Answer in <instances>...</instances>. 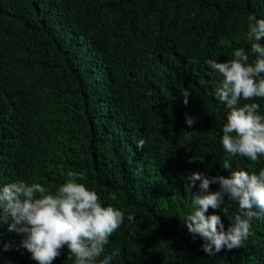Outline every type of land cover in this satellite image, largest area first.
<instances>
[{
  "label": "trees",
  "instance_id": "obj_1",
  "mask_svg": "<svg viewBox=\"0 0 264 264\" xmlns=\"http://www.w3.org/2000/svg\"><path fill=\"white\" fill-rule=\"evenodd\" d=\"M121 1L130 9L117 24L107 12ZM92 2L55 0L58 12L51 15L50 0H0V183L24 179L55 190L69 170L82 172L101 199L135 215L106 246V253L118 251L114 264H264V218L254 220L240 248L213 256L201 249L182 221L190 197L181 180L189 170L227 175L234 167H264V157L224 152L225 113L210 95L218 78L207 64L248 46L247 19L264 16V0ZM77 27L94 39L83 53L95 49L104 67L122 69L116 89L101 78L98 88L79 90L77 72L65 62ZM186 87L192 94L184 103ZM185 113L197 117L191 128ZM228 203L234 217L238 208ZM221 217L227 228L230 220ZM19 239L0 224V264H38L15 247ZM5 242H12L8 250ZM68 251L64 246L53 264H74Z\"/></svg>",
  "mask_w": 264,
  "mask_h": 264
},
{
  "label": "clouds",
  "instance_id": "obj_2",
  "mask_svg": "<svg viewBox=\"0 0 264 264\" xmlns=\"http://www.w3.org/2000/svg\"><path fill=\"white\" fill-rule=\"evenodd\" d=\"M57 13L55 0H50ZM93 0L101 7L106 6ZM92 2V3H93ZM107 14L117 24H121L118 14L129 10L125 1L109 5ZM95 21H103L98 12ZM48 24V21H41ZM79 29V30H78ZM75 30V46L68 50L66 63L77 72V86L81 92L98 88L99 79L110 80L122 69L106 68V60L92 49V54L83 53L94 44V39H86ZM61 31L56 28L55 34ZM264 16L255 13L247 19L246 40L248 46L237 47L232 57L225 60L209 59L207 64L217 76L218 82L210 92L222 105L225 119L222 124L220 143L223 150L233 157H247L258 161L264 157ZM84 48L76 51L79 44ZM117 45L121 47L120 39ZM104 75L100 74L101 69ZM94 78L96 84L89 80ZM184 103L192 91L187 87L180 90ZM259 98V100L254 99ZM197 117L185 113V123L191 128ZM186 133L190 132L185 130ZM143 144V141H140ZM227 167V166H225ZM82 172H67L66 180L55 190L40 182L16 179L0 183V224L7 223L9 231L19 237L17 249H26L38 264H53L66 246L68 256L74 264H114L118 251L105 252L112 234L135 215L101 199L94 187L83 182ZM184 195L190 197V210L182 219L193 238H200L201 249L209 256L222 249L240 248L252 234L253 222L264 218V167L251 171L244 167H234L227 175L206 174L205 171L189 170L181 175ZM211 185L217 187L213 189ZM228 201L235 203L238 211L232 216ZM218 210L209 212V208ZM221 213L230 223L225 227ZM12 242L3 244L8 250Z\"/></svg>",
  "mask_w": 264,
  "mask_h": 264
},
{
  "label": "bare ground",
  "instance_id": "obj_3",
  "mask_svg": "<svg viewBox=\"0 0 264 264\" xmlns=\"http://www.w3.org/2000/svg\"><path fill=\"white\" fill-rule=\"evenodd\" d=\"M74 5H75V3H74ZM82 9V8H81ZM2 31V30H1ZM21 44V43H20ZM19 51V50H18ZM17 52V51H16ZM4 63V62H3ZM18 71H19V69H18ZM45 81V80H44ZM46 82V81H45ZM33 88V87H32ZM1 89V88H0ZM59 97V96H58ZM42 101V100H41ZM43 102V101H42ZM27 118H29V117H27Z\"/></svg>",
  "mask_w": 264,
  "mask_h": 264
}]
</instances>
